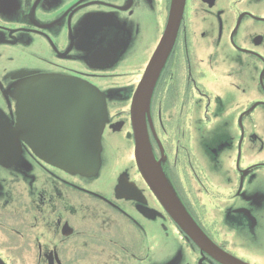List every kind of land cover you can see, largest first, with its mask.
Returning <instances> with one entry per match:
<instances>
[{
    "label": "flooded vegetation",
    "instance_id": "flooded-vegetation-1",
    "mask_svg": "<svg viewBox=\"0 0 264 264\" xmlns=\"http://www.w3.org/2000/svg\"><path fill=\"white\" fill-rule=\"evenodd\" d=\"M171 3L0 0V264H221L172 220L133 159L129 106ZM181 10L148 95L149 148L198 228L264 264V0H184ZM31 75L102 93L96 173L38 154L76 124V103L46 94L39 107L31 93L26 138L18 133V84Z\"/></svg>",
    "mask_w": 264,
    "mask_h": 264
},
{
    "label": "water",
    "instance_id": "water-1",
    "mask_svg": "<svg viewBox=\"0 0 264 264\" xmlns=\"http://www.w3.org/2000/svg\"><path fill=\"white\" fill-rule=\"evenodd\" d=\"M184 0L172 1V12L168 20L167 31L161 45L153 53L152 58L143 74L140 85L136 89L131 103V127L134 138V158L137 169L141 173L143 179L164 206L165 210L172 217L181 230L192 240L200 250L205 252L221 264H248L235 257H231L224 252L200 230L195 222L190 219L185 209H183L176 195L173 193L171 186L159 165L153 157L145 127V111L148 109L149 96L152 90V84L160 69V61L165 55L169 45L173 41L176 25H178L182 5ZM178 7V13L176 12ZM177 17H176V14ZM161 49V52L159 50ZM161 55V56H160ZM36 85L35 92L38 94L51 93L56 96L77 95L78 107L81 109V120L78 122L76 131L70 138L60 140V144L56 146L57 152L50 153L43 151L41 154L49 159L52 163L76 173L90 174L94 172L100 163V135L102 132L104 121L106 118L104 98L91 85L78 80L66 77H49L34 76L27 77L19 83L18 90V118L21 133L26 134L27 119V96L31 92L30 86ZM150 85V86H149ZM149 86L147 92V100L143 105V95L145 89ZM149 95V96H148Z\"/></svg>",
    "mask_w": 264,
    "mask_h": 264
},
{
    "label": "rangeland",
    "instance_id": "rangeland-1",
    "mask_svg": "<svg viewBox=\"0 0 264 264\" xmlns=\"http://www.w3.org/2000/svg\"><path fill=\"white\" fill-rule=\"evenodd\" d=\"M115 145H111L110 147H109V149H107V157L108 158H114L115 157V152L114 151H112V150H115Z\"/></svg>",
    "mask_w": 264,
    "mask_h": 264
}]
</instances>
